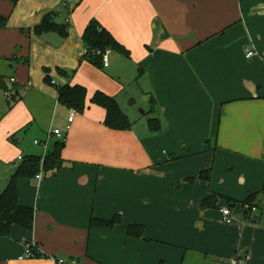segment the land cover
Masks as SVG:
<instances>
[{
  "label": "crops",
  "instance_id": "1",
  "mask_svg": "<svg viewBox=\"0 0 264 264\" xmlns=\"http://www.w3.org/2000/svg\"><path fill=\"white\" fill-rule=\"evenodd\" d=\"M48 12L66 36L32 31ZM0 14V193L19 156H44L62 141L64 161L18 179L32 229L0 236V264H264V0H0ZM91 20L130 55L113 52L103 68L85 60ZM68 83L86 89L70 123L72 109L57 100ZM95 91L115 97L129 129L104 125ZM129 97L141 100L142 116ZM255 192L256 211L233 206L222 220L220 207ZM210 195L217 207L200 208ZM115 214L111 227L90 226ZM129 224L142 236H129Z\"/></svg>",
  "mask_w": 264,
  "mask_h": 264
},
{
  "label": "trees",
  "instance_id": "2",
  "mask_svg": "<svg viewBox=\"0 0 264 264\" xmlns=\"http://www.w3.org/2000/svg\"><path fill=\"white\" fill-rule=\"evenodd\" d=\"M16 3L17 0H9ZM54 12L46 13L40 23L32 28L35 34H42L48 31L58 32L62 36L67 35L65 24H59L54 21ZM7 24V16L0 14V28H4ZM82 42L86 53L83 58L95 65L98 68H103L101 57L95 55L93 50L110 48L112 52H117L129 56L128 50L115 39L112 33L103 28L95 20H91L83 34ZM61 74L66 75V71L57 69ZM47 83H51L49 77H45ZM8 87V86H6ZM58 96L57 100L60 104L68 109H73L78 113H82L85 109L86 89L80 84H64L57 86ZM6 88H4L5 90ZM10 95L7 98L15 96V87L9 89ZM91 103L102 107L105 111L103 123L110 129L127 130L131 123L126 114H124L116 101L115 97L108 95L102 91H95L90 98ZM148 126L152 131L160 129L158 121L153 117L148 119ZM63 148L62 141H57L54 144L53 150L44 156L26 155L21 156V162L17 165L14 173H12L7 183L0 193V236H8L13 225L22 227L27 231L32 229L33 208L31 206L21 205L18 202L17 182L21 177L34 178L35 175L42 169L44 172L55 173L63 166V159L61 158V150ZM199 177L208 180L210 177V170H202ZM264 188V187H263ZM258 192L251 193L242 202H230L228 206L240 205H254V199ZM230 201V199H228ZM210 207H217L216 199L210 195L200 202V208L206 209ZM120 222V216L115 214L110 219H90V226L111 227ZM126 233L132 237H141L143 227L139 224H129Z\"/></svg>",
  "mask_w": 264,
  "mask_h": 264
},
{
  "label": "built area",
  "instance_id": "3",
  "mask_svg": "<svg viewBox=\"0 0 264 264\" xmlns=\"http://www.w3.org/2000/svg\"><path fill=\"white\" fill-rule=\"evenodd\" d=\"M245 51H246V57L249 58L250 56H252L253 49H251L250 47H247ZM84 53H86V49L85 48H84ZM93 53L95 55H98V56L101 57L102 65H103V67H106L109 64V59H110V57H111L113 52H112V50L110 48H106L104 50H101V49L93 50ZM14 81H15L14 77H11L9 79L8 87H6V89L4 90V93L6 94V96L10 95L9 89L13 88L12 84L14 83ZM74 115H75V111L73 109L70 110L69 116H68V122L69 123L74 118ZM69 127H70V124H68L66 126L67 129ZM50 134L55 135L58 138L62 137V133H61L60 129H53L50 132ZM37 142L38 141H35V143H37ZM18 158L21 159V156H19ZM35 178L36 179H40L41 178V173L36 174ZM234 206H236V205H234ZM242 206L243 205L236 206V207H242ZM232 207L233 206H222V207L219 208L223 221L229 222L232 219V214H233ZM245 209H249L251 212H254V211H256L257 207L255 205L245 206ZM33 255H34V253H33V250L31 248V246L29 244H27L26 248H25V251H24V256L25 257H32ZM233 262L235 264H241L242 263V261H240V260H233ZM58 263H62V260H58Z\"/></svg>",
  "mask_w": 264,
  "mask_h": 264
},
{
  "label": "rangeland",
  "instance_id": "4",
  "mask_svg": "<svg viewBox=\"0 0 264 264\" xmlns=\"http://www.w3.org/2000/svg\"><path fill=\"white\" fill-rule=\"evenodd\" d=\"M8 100H9V102L10 103H12L13 101V98H7ZM131 99H134V98H131V97H129L128 99H126V104H129V106L131 107V108H133L136 112H135V114L137 115V116H142V114H141V110H143L142 109V106L141 105H139L140 103H141V100L139 99H137V101L134 99V101L133 100H131ZM141 99H144V96H142L141 97ZM132 101H133V103H132ZM131 102V103H130ZM0 165H2V164H0Z\"/></svg>",
  "mask_w": 264,
  "mask_h": 264
},
{
  "label": "water",
  "instance_id": "5",
  "mask_svg": "<svg viewBox=\"0 0 264 264\" xmlns=\"http://www.w3.org/2000/svg\"><path fill=\"white\" fill-rule=\"evenodd\" d=\"M118 55H119L118 53L115 54V56H118Z\"/></svg>",
  "mask_w": 264,
  "mask_h": 264
}]
</instances>
